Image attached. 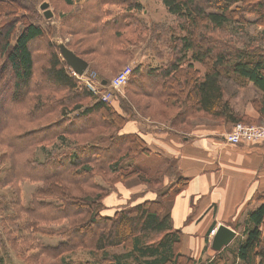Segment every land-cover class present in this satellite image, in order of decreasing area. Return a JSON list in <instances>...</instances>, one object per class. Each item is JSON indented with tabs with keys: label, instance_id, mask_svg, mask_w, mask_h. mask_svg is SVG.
Masks as SVG:
<instances>
[{
	"label": "trees",
	"instance_id": "16d2710c",
	"mask_svg": "<svg viewBox=\"0 0 264 264\" xmlns=\"http://www.w3.org/2000/svg\"><path fill=\"white\" fill-rule=\"evenodd\" d=\"M160 1L169 14L183 21L181 29L185 35L174 40L178 57L158 76H155L161 80L159 90L153 89L154 85H152V90L146 86L144 87L145 95L163 107L177 109L178 114L182 112L180 117L183 119H177L176 124L198 114L215 119H224L230 124L240 122L242 118L233 113L224 99V89L220 77L232 78L240 86L253 84L263 94L262 100H264V46L261 43L252 46V43L247 40L242 43L241 49H234L227 44L219 43L217 40L206 38L202 33L195 34L194 32L196 29L200 30L201 25L211 34L215 31H224L226 27H232L231 25L242 26L246 22L243 15L247 12L257 16L258 21L263 23L264 0ZM66 2L69 5V1ZM236 5L238 7L232 8ZM97 19L98 15L76 16L73 21L75 20L74 23L77 27L79 21L83 22L86 28L88 25L95 26L93 28L96 31L87 34L97 35V33L101 34L104 31V28L98 26L99 20ZM81 27H78L80 30L76 29L74 33L83 32ZM3 30L5 32L1 36L0 52L5 56L4 62L10 67L14 79L12 92L8 97L10 104L8 108L14 107L16 104L21 108L20 111L17 109L16 118L18 120L16 122L13 118H9L11 113H8L6 119L0 114V132L10 130L9 124L12 123L23 122V125L28 124L29 114L31 119H33L32 114L38 113L40 118L49 114L48 108L41 105L43 103L41 96L33 98L35 106L29 109L28 114L24 111L22 113L25 101H27V95L24 93L29 89L34 74L30 45L42 35V29L35 24H26L13 39H10L13 34L12 26ZM100 42V45L105 47L104 49L112 47L102 42L101 39ZM113 45H115L114 42ZM73 52L83 59L77 52L74 50ZM110 52L111 49L104 55L110 57L108 55ZM188 57L191 62L184 65ZM193 63H198L204 68L202 75L198 69L194 68ZM42 74L50 81L49 84L54 86L55 90L69 92V96L65 98V104H63L62 99L54 100V105L57 106L54 107V113L58 108L62 116L68 108L72 112L71 115L73 113L76 115L72 120H68L69 125L67 127L54 132V141L57 140L54 143V152L44 153L46 157L41 163H38L36 159H29L28 154L32 151V145L28 143L31 142V139L25 135L26 131H22V129L21 132L14 133L9 137L12 138L11 143L7 144L6 148L12 152L9 157L12 179H29L38 176L44 180V178L49 177L54 179V189L58 187L61 190V194L58 196L65 198L64 200V198L54 195V199L58 202H54L53 207L50 203H39L43 198L42 195L38 194L39 198L34 197L29 208L21 209L33 220L43 219L44 222H48L47 220H50L49 217L51 216H54V222L67 220L68 225L55 234L62 239L54 246V264H61L65 261L60 257L64 251L71 252L77 249L101 253L100 263L98 260L96 262L86 260L85 264H127L129 261L130 263L133 261L135 264H264V232L261 229L264 222V203L248 212L246 226L241 233L242 237L237 236L230 245L225 246L220 251H213L215 255L212 257L205 261H195L190 256L181 253L182 233L174 227L169 208L174 197L187 185L186 179L182 177L180 178L181 187L173 191L172 194L170 191L159 190L154 199L138 200L139 198L134 196L128 198L125 203L123 201V206L130 202L128 204L130 205L129 209L117 208L106 212L105 204L102 203L103 206L100 207L97 200H83L85 209H71L78 197L86 198L88 195H77L70 190L82 185L91 188L99 187L94 181L92 182L94 176H98L94 172L96 167L99 172L109 171L111 174H124V177L121 176L124 179L134 175L136 178H140V181L137 180L138 182L146 185L150 182H146L144 176L149 173L152 177L149 172L151 166L149 168L138 162L129 161L130 156L137 159L140 157L154 158L159 163L163 162L166 165L173 163L174 158H164L158 153L152 155L150 150L144 148L147 142L138 134L121 133L120 130L126 122L144 119L142 118L143 115L138 113L139 109L133 103L130 106L121 99L122 106H120L121 113H119L113 111L105 101L95 99L92 92L86 87L83 90L79 86L77 77L71 75L70 68L57 54L54 53V59L42 71ZM149 74L152 75L148 71L146 75ZM100 81H105L106 85L109 83V80L101 79ZM81 98L94 101L92 104L83 107L80 105ZM18 100L20 101L18 102ZM259 111L261 114L264 113V103L259 104ZM101 112L109 115L113 112L119 118L118 120L123 123L118 128V137L116 138L115 134L113 138L109 139L112 151L108 149L109 144L106 137L97 140L101 143L107 142L104 148L99 149L96 144L88 141L83 144L71 141L74 138L84 137L93 131L110 130L108 128L111 127V123H107L104 117H102L103 120L95 119L97 115H101ZM151 123L161 127L164 131L171 132L172 130V125ZM20 125L23 127L22 123ZM0 143L5 146L4 143ZM40 144L42 143L37 146ZM39 148L40 151H45L43 147ZM102 152L106 155L102 156ZM33 155L32 153L30 158ZM117 155L119 157L113 159ZM88 165L91 167H87ZM34 166H51L52 169L42 172L36 170L37 168ZM172 167L177 171L175 164ZM156 172L157 169L154 170V173L158 174ZM59 180L66 183L67 186L59 184ZM153 182L156 183L157 181ZM118 183L122 184L120 181L114 183L116 192V184ZM48 189H53V187L50 186ZM168 201L169 203L166 204ZM92 203L94 206L91 207ZM76 217L81 219L76 221L74 220ZM118 246H121L124 251L109 253L108 249ZM44 250L42 248V251ZM51 257L53 258L52 255ZM56 259L60 260L57 261Z\"/></svg>",
	"mask_w": 264,
	"mask_h": 264
},
{
	"label": "rangeland",
	"instance_id": "374dc122",
	"mask_svg": "<svg viewBox=\"0 0 264 264\" xmlns=\"http://www.w3.org/2000/svg\"><path fill=\"white\" fill-rule=\"evenodd\" d=\"M66 1H69V5ZM43 2L49 5L48 9L52 13L50 18H45L43 11L39 8ZM236 7L238 6L236 5L232 8ZM90 15H98V26L104 28V31L101 34L97 33V35L87 34L88 32H95L96 29L93 28L95 26L88 25L86 28V25L84 26L83 22L79 21L78 27L82 26L83 32L74 33L76 29H80L73 19L76 16L87 17ZM234 17L236 18L237 16ZM243 18L246 22L242 26L235 27L231 25L232 27L228 26L224 31H215L211 34L210 31L204 29L201 25L202 28L200 30L196 29L194 33H202L204 37L217 40L221 44H227L234 49H241L242 43L247 40L252 43V46L260 43L264 46V21L260 23L257 16L249 12L244 14ZM232 21L234 22V20ZM26 24L40 26L42 35L30 45L34 74L29 89L24 93L27 95V101H25L22 113L24 111L28 114L29 109L35 106L33 98L41 96L43 101L41 105L44 108H48L49 114L44 118H40L38 113L32 114L33 119H31L29 114L28 124L23 125V122L12 123L9 124L10 130L0 132V135H3V137H0V142L5 145L3 146L0 143V163L2 162L0 164V264H54V246L62 239L55 236V234L68 225L67 220L54 222V216L49 217L50 220H47L48 222H44L43 219L33 220L22 211L29 208L30 202L34 197H38V194L42 195L41 197L43 198L39 203H50L54 207V202L57 201L54 199V195L55 197H62L58 196L61 194V190L58 187L54 189V179L49 177L44 178V180L38 176L30 177L29 179H12L13 175H10V172H12V169H10L11 160L9 159L12 152L6 148V145L11 143L12 138L9 137L14 133L21 132L22 129V131H26L25 135L31 139V142L28 143L32 145V151L28 154L29 159H36L38 163H41L46 157L44 153L54 152V143L57 141H54V132L67 127L69 125L68 120H72L76 115V113L71 115L72 112L68 108H66L67 110L62 116L58 108H56L54 113V107H57L54 105V100L62 99L63 104H65V98L69 96V92H58L42 74V71L54 59V53L62 59L56 48L57 44L62 43L72 52L74 50L87 62L88 66L84 71V78H77L79 86L83 90L86 87L92 92L86 82L92 84L97 90L96 94L92 92L95 99L102 100L105 97L106 100L104 101L107 105L113 111L119 113H121V99L130 106L133 103L139 109L138 113L143 115L142 118L146 121L148 120L149 124L145 122L142 124L140 121L142 124L141 130L145 134L149 132L152 135L161 134L163 136L166 133L159 130V126L151 125V122L162 123L166 126L172 125L171 131L176 132L180 137H188L190 132L195 131V127H200L202 130H205L206 127L223 128L225 130L224 133H228L235 123L264 126V113L261 114L259 111V104L264 103V100H262L263 94L251 84L240 86L232 78L226 76L220 77L224 89V99L233 113L242 118L240 122L233 124L228 123L224 119H215L202 114L190 116L184 122L176 124L177 119H183L180 117L183 114L182 112L178 114L177 109L163 107V105L154 102L151 97L148 98L145 95L144 87L146 86L152 90V85H154L153 89L159 90L161 80L155 76H158L161 71L178 57L174 40L185 35V32L181 29L183 21L169 14L160 0H0V41L1 36L5 32L4 28L13 27V34L10 38L13 39ZM100 39L108 46H112L109 48L111 49L108 54L110 57L104 55L108 53L109 49H104L105 47L100 45ZM113 42L115 45H113ZM4 60L5 56L0 52V114L6 119L8 113H11L9 118H13L16 122L18 120L16 112L17 109L20 111L21 106L16 104L14 107L8 108L10 105L8 97L12 92L14 79L10 67ZM189 62L191 61L188 57L184 65ZM193 64L194 68L198 69L202 75L204 68L198 63ZM137 70L138 72H136ZM148 71L152 75H146ZM71 75H74L73 72ZM117 76H122L127 80L124 87L119 90L111 91L106 86L104 88L99 86V80L110 81ZM41 90L44 91L41 92ZM93 101L92 99H82L80 105L83 107L88 106ZM250 108L258 114L257 118L252 119L247 114ZM102 117L105 118L104 120L107 123H111V127L108 128L110 130L93 131L84 137L74 138L75 140L72 139L71 141H77L79 144L88 141L96 144L98 149L104 148L108 142V149L112 151L109 139L113 138L115 134L116 138L118 137V128L123 123L118 120L119 118L113 112L110 115L101 112V115H97L95 119L103 120ZM20 123H22L23 127ZM105 137L107 142L101 143L97 141L99 138L105 139ZM39 143L42 144L37 146ZM39 147H43L45 151H40ZM144 148L150 150L152 155L157 153V149H152L148 144ZM32 153L35 156L33 155L30 158ZM103 155L106 154L102 152ZM80 156L82 157V154ZM118 157L119 155L114 156L113 159ZM129 161L138 162L142 166L149 168L151 166L149 172L152 177L149 173L144 176V180L150 182L146 184L148 192L142 195L140 199H154L159 190L170 191L172 194L173 191L178 190L182 185L181 177L172 167L173 164L177 166L178 160L176 159L169 165L163 164V162L159 163L154 158L140 157L137 159L134 156H130ZM31 167H28V169H31ZM34 167L42 172L52 169L51 166ZM87 167H91V165ZM155 169H157L156 173L158 174L154 173ZM94 172L98 176H94L92 182L94 181L99 187L91 188L82 185L74 187L76 190L74 188L70 190V192L77 195H88L86 198L78 197L71 209H85L86 206L83 200H97L100 207L104 203H112L111 201L116 192L114 190L116 181H120L122 186L126 188H131L135 185H145L138 182L137 180L140 181V178H136L134 175L124 179L121 177H124V174H111L109 171L99 172L97 167ZM153 181L157 182L154 183ZM58 183L67 186L66 183L60 180ZM50 186L53 189H48ZM66 186L65 188L67 189ZM100 195L101 197H99ZM122 203L119 200L113 202L119 209H129L130 205L128 204L130 202L124 206ZM92 206H94V203L91 204ZM79 219L81 218H74L76 221ZM42 248L45 250L42 251ZM209 248L211 249L210 242ZM108 251L109 253H120L124 249L118 246L110 248ZM213 253L215 255V252ZM60 257L65 260L63 261L64 264H85L86 260L92 262L98 260V263H100L101 253H93L87 249H77L71 252L64 251ZM56 260L59 261L60 259ZM63 263L61 262V264ZM132 263L134 262H127V264Z\"/></svg>",
	"mask_w": 264,
	"mask_h": 264
},
{
	"label": "crops",
	"instance_id": "0c3cea01",
	"mask_svg": "<svg viewBox=\"0 0 264 264\" xmlns=\"http://www.w3.org/2000/svg\"><path fill=\"white\" fill-rule=\"evenodd\" d=\"M247 114L252 119L258 117L252 108ZM138 121H128L120 132L136 133L164 158L178 160L176 172L187 181L169 208L174 227L182 233L181 253L195 261L212 257L210 231L219 225L242 237L248 212L264 203V144H226L222 139L225 130L214 127H195L188 137L161 127L159 130L166 132L163 136L145 134L141 128L148 120ZM116 187L112 203H104L106 212L117 209L115 201L140 199L148 192L146 185L126 188L118 183ZM261 229L264 232V222Z\"/></svg>",
	"mask_w": 264,
	"mask_h": 264
},
{
	"label": "built area",
	"instance_id": "2783aa9c",
	"mask_svg": "<svg viewBox=\"0 0 264 264\" xmlns=\"http://www.w3.org/2000/svg\"><path fill=\"white\" fill-rule=\"evenodd\" d=\"M75 75V74H74ZM84 73L81 76L75 75L77 78L83 79ZM100 81V80H99ZM127 82L122 76H117L114 79L110 80L109 83L106 85L111 91H117L120 88L124 87L125 83ZM89 89L92 90L94 94H96L95 87L92 86L89 82H86ZM99 86L105 87L100 84ZM100 87V88H101ZM103 101L106 100L105 97L102 99ZM222 139L226 144L230 145H251V144H264V126H250L244 125L242 123H235L232 126V129L228 133H224L222 135ZM216 229H212L210 231V236H213Z\"/></svg>",
	"mask_w": 264,
	"mask_h": 264
},
{
	"label": "water",
	"instance_id": "95a60500",
	"mask_svg": "<svg viewBox=\"0 0 264 264\" xmlns=\"http://www.w3.org/2000/svg\"><path fill=\"white\" fill-rule=\"evenodd\" d=\"M48 4L43 2L40 5V10L43 11L45 18L52 16L51 11L48 9ZM59 54L70 70L77 76H81L86 70L88 64L86 61L78 57L74 52L68 49L64 44H57ZM106 84L105 81L102 82ZM235 237V232L231 228L225 225H219L210 241V247L213 251H220L222 248L227 246Z\"/></svg>",
	"mask_w": 264,
	"mask_h": 264
}]
</instances>
